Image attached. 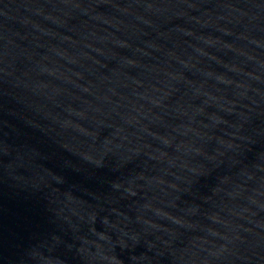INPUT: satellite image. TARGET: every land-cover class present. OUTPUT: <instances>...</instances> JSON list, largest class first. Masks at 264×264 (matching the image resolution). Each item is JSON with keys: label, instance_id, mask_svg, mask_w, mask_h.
Listing matches in <instances>:
<instances>
[{"label": "water", "instance_id": "1", "mask_svg": "<svg viewBox=\"0 0 264 264\" xmlns=\"http://www.w3.org/2000/svg\"><path fill=\"white\" fill-rule=\"evenodd\" d=\"M0 264H264V0H0Z\"/></svg>", "mask_w": 264, "mask_h": 264}]
</instances>
